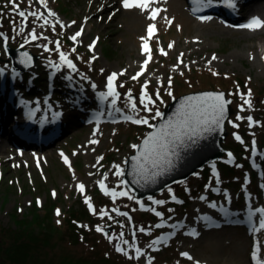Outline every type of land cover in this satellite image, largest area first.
<instances>
[{
	"label": "rangeland",
	"instance_id": "374dc122",
	"mask_svg": "<svg viewBox=\"0 0 264 264\" xmlns=\"http://www.w3.org/2000/svg\"><path fill=\"white\" fill-rule=\"evenodd\" d=\"M90 1L47 0L52 12L55 13L56 20L47 18L49 23L45 24L44 12L47 13V11L41 8L43 4L39 3V0H15L19 10L25 11L26 14L43 13V17L28 15L27 21L19 17L18 11H13L11 0H0L4 5L9 4L7 8L9 13L7 9H5L6 12L0 9L1 13L5 14V21L3 17L0 18V33H3L0 36L11 34L13 43L17 39L14 45H5L7 53L0 54V65L18 72L23 89H26L24 80L30 84L26 72L36 67H42V70L48 64H60L59 68L83 73L104 84L113 73L107 63L110 62L113 67H117L118 64L128 65L130 59L145 61L149 55L142 53L145 40L151 55V63H148L146 67L138 64L137 69H134L133 72L136 74L145 67L137 79H132L133 76L129 72L118 80L119 86L122 84L118 94L123 98L122 109L127 114L121 116V122L108 123L107 128L101 131L96 150H91V157L87 159V153L80 150L78 142L81 137L74 136L65 142H59L60 144H55L56 139L43 150L32 147L30 152L33 155L30 161L26 160V155L19 158L25 168L24 172L16 169L13 174L7 176L9 168L5 169L4 173L0 170V264H51L54 260L67 257L85 264L87 259L90 261L102 256L111 258L118 264H149L150 254L155 253L158 257L156 260L151 259V264H196L197 261H201L198 259L210 257V254L203 251L204 237L202 236L199 241L195 239L196 242L191 234L186 235L181 232L179 235L184 236L177 237L175 240L178 238L179 240L175 245L163 247L164 244L161 243L156 249L155 246L158 243L153 244V241L160 242L166 234V230L161 226L155 227L160 225L161 221V216H157L156 212L166 213V216L173 211L177 219L183 215L188 222L193 218L203 225L201 215L205 209L201 210L199 206H194V202L200 199L212 183L225 180L233 185L241 186L245 177L250 176L252 177L250 179H253V169L248 156L255 151L257 153L261 151V154H264V67L260 65L255 55L257 46L264 42V28L249 29L246 32L231 30V27L216 22V28L198 36L196 20L190 16L187 9L183 10L180 6V9L172 13H169L167 9V14L164 11V20L154 22L155 32L150 38L147 35L149 22L143 21L139 29L129 31L130 28L127 25L129 15H126L121 22L122 30L126 34L116 39L111 38L112 34L104 32L106 18L92 23L93 33L102 34L100 44L96 45L97 52H91L80 40L70 39L75 27L73 26L72 30L68 28L69 26L66 27L71 20L76 22L77 27L82 26L83 31H86L89 28L86 22L88 17L97 19L99 15H105V11L109 12L114 8L113 5H105L93 12L90 10L79 12L81 7L78 3ZM181 1L185 2V0ZM70 3L77 4L70 7ZM252 3L255 10L250 13L244 12V16L246 18L251 15L263 16L264 1L254 0ZM186 16L190 20L189 23ZM21 27L24 28L22 32ZM33 29L38 36L36 40L31 39L30 33ZM132 34L133 38H130ZM2 42L3 38L0 40V45ZM56 42H59V48ZM39 43H46V45L41 47ZM120 44H124L125 48L122 49ZM170 44L172 47H169ZM8 48L17 50L19 53L28 52L30 56H39V58L29 68L14 67ZM161 49L167 55L162 54ZM61 51L75 64V70L61 63ZM138 55L139 58H137ZM213 56L216 59H213ZM106 67L107 70L104 71ZM153 73H159V76L154 75L155 78L150 75ZM38 83L41 87L45 86L46 82L41 85L42 80H39ZM145 83H147L146 89L143 88ZM39 86L31 87L32 96L44 101L46 95L51 92L48 89L40 90ZM200 89H224L233 99L234 112L227 121L228 135L224 144L237 156L234 157L232 154L229 156L225 153L221 160H217L220 161L217 166L208 165L210 169L203 171V168L187 180L167 186L151 199H139L124 183H121L122 175H116L118 169L115 166L119 165L124 171L125 161L136 149L132 145H138L152 127L146 124L129 123L126 117L134 113L135 119L147 118L149 124L154 125L160 118L153 119L157 109L162 113L172 99L186 92ZM9 90L2 94L3 98L0 100L1 115L4 112L3 103L6 102ZM145 91L154 103L148 104L146 99L144 104L141 103ZM158 91L159 96H157ZM129 93L137 105L136 110L131 108L132 101H129ZM245 100H251L250 107ZM145 104L152 109L151 112L145 108ZM11 111L13 108L10 106ZM11 117L10 115L9 118ZM247 117H252V121H249ZM13 124L15 123L10 125L11 130ZM1 133L0 127V136H3ZM236 135H239L241 139L237 140ZM41 136L45 135L41 134ZM11 145L21 151L28 150L27 145L19 140L16 142L12 139ZM257 158L262 159L264 164L262 157ZM221 163H226L230 167L229 173L222 174ZM254 179V189H257L254 203L259 209L264 208V202L257 197L261 194L260 182L264 187V177L259 178L261 181H256V176ZM100 181L104 182L109 193L112 191L117 193L115 199L110 194H105ZM80 184L84 185L83 192L79 190ZM121 191H128L129 195H118ZM250 192L253 194L252 187ZM173 195L180 201L174 205V208H169ZM87 198H90L95 212L86 202ZM155 200H163L165 203L157 205L154 203ZM239 201L245 202L246 196L241 195ZM153 208L155 211L150 210ZM113 209H118L119 212H114ZM57 210L60 215H57ZM80 211H82L81 214ZM102 212H107L108 215L102 216ZM124 212L128 213V216L119 214ZM235 213L237 218L240 217L242 233L249 238L244 230L246 229L245 220L250 211ZM255 218L257 227L260 220L264 218L257 215ZM97 226L102 227L104 231H97ZM140 228H144L145 231H139ZM195 230L202 231L198 228ZM169 231L174 234L171 230ZM227 231L230 232V230ZM227 231H223L225 234L221 235V238L230 241L231 237L226 233ZM250 236L251 238L259 237L257 233ZM110 237L114 238L110 239ZM182 239H189L186 251L180 245L184 243ZM262 243L264 247V232ZM117 245L123 247L125 252H118ZM146 246H148L147 249ZM137 247L143 253L145 252L146 256L137 258ZM191 247L196 256L191 252ZM255 250L257 249L251 246L246 251L244 256L246 264H251L250 258ZM184 252L194 256L193 259L189 260L182 256L181 253ZM220 254L222 255V251Z\"/></svg>",
	"mask_w": 264,
	"mask_h": 264
},
{
	"label": "bare ground",
	"instance_id": "6f19581e",
	"mask_svg": "<svg viewBox=\"0 0 264 264\" xmlns=\"http://www.w3.org/2000/svg\"><path fill=\"white\" fill-rule=\"evenodd\" d=\"M238 1L240 2L241 12L250 13L255 10L252 6V1L254 0ZM75 4L77 3H70L69 6L73 7ZM78 4L81 7L79 12H84L85 10H90L91 12H93L94 10L103 8L105 5L114 6L111 11H105V15H99L97 19L92 17H88L86 19V22L89 24V28H87L86 31L84 30L82 34L77 37V40H80L81 43H84L91 52L96 51V45L100 44L102 34L100 32L96 34L93 33L94 25L92 23L102 21L104 18H106L105 22H107V24L104 28V32L106 34H112L111 38L116 39L120 35L126 34V32L122 30L121 25V22L126 15H129L127 20V25L130 28L129 31L133 32L135 29H139L143 21H146V23L149 22L150 25L155 24V21L160 22L164 20L166 9L169 13L177 11L178 9H180V6L183 8V10L187 9L186 2L183 3V1L181 0H155V2L152 3L151 8H160L161 11L156 16V19L152 20L150 19L151 8H149L147 11L135 7L124 8L122 0H91L87 3L82 2ZM262 7V9H264V6ZM41 8L47 11V13L44 12L46 18L50 20L55 19L54 16L49 15V10H51L50 3H46V5L43 4V7ZM261 18L264 19V15ZM186 19L189 23L190 20L187 18V16ZM73 22L75 21L70 20V22L66 25V27L69 26L68 28L70 30H72L73 26L75 27V29L72 30V36L75 35V33L79 32L81 28H83L82 26L80 28L77 27L76 22ZM215 23V21L207 22L206 20H196V27L199 33L198 36H202L203 33L210 31V29L216 28L217 26L215 25ZM249 29L250 28H232L231 30L248 32L247 30ZM130 38H133V34L130 35ZM96 39L97 42L94 43ZM93 44L94 46L90 48L89 46ZM120 47L122 49L125 48L124 44H120ZM257 47L258 48L255 52V55L258 58L260 65L264 67V42ZM142 53L145 54L146 52L143 51ZM139 55H141L140 52ZM139 55L137 56V58H139ZM149 63H151V61ZM138 64L144 65V61H141L139 59H130L128 65L122 66L118 64L117 67H113L112 63L110 62L107 63V65L112 68L110 69V71L118 74L116 80L114 81V87L117 93H119V88L122 85L120 84L119 86L118 80L123 78L129 72L131 76H136L137 73L135 74L133 71L134 69H137L136 67L138 66ZM41 68L42 67H36L33 70H29L26 72L29 76L30 82V84L28 85L30 87H34L36 85L39 86V80H42L41 85H43V82H46L45 86L39 87L40 90H50L52 97L54 96L49 102L50 104H52L53 109H50L49 104L44 101L42 102V109L44 112H48L51 117L53 116L56 120L54 122L53 120H51L50 122H47L45 124H42L40 120L34 121L35 126L33 128H29L28 124L31 121L29 119V116L26 113H23L22 110L24 106L31 105L30 96L23 89L19 81L18 72L0 65V100H2L3 98L2 94H4L7 90L12 89L17 90L16 101H23L19 111H16L17 114L12 115L15 117L9 118L11 114L0 117V127L2 129L1 135H3L0 136V170L2 173H4L5 169L9 168L8 173L6 174L7 176L13 174L16 169L20 172H24L25 168H23L24 166L20 162L19 158H21L22 155H26V160L30 161V157L31 155H33L32 152H30L33 148L30 146L26 147L28 150L21 151L17 147H13L11 145L12 139L16 142L17 140H19L10 128V125L12 123L16 122V124L21 126L22 129L28 132L38 131L41 134H44L46 137L49 136L52 141L57 139L55 141V144L59 142H65L69 140V138L74 136H80L81 138L78 142L80 150L85 154L87 153L86 156L88 159L89 157H91V150H96L97 148V143H91L90 141L98 142L101 137V131L107 128L108 123L121 122V116L127 114V112L122 109L123 98L120 95H118V97L116 98L115 105L111 104V100L113 99V97H108L107 100L101 99L99 94L101 92L106 93L108 91V79L107 83L105 82L106 84H102L83 73L68 71L63 68L55 69L51 64H48L42 70ZM105 70H107V67L104 69V71ZM150 75L155 77L159 76V73H153ZM93 85H95V87H93ZM5 101L8 102L6 99ZM129 116L135 119L134 113L133 115ZM129 123L136 124L132 120H129ZM58 135L60 137L57 138ZM252 155H249L248 158L253 169V179H249L248 177V182H245V180L243 179V183L241 186L235 184L233 185L232 183L227 181H215V183H212L207 191L200 196V199L194 202V206H199L201 210L205 209L201 215V221L204 226L201 224V222H197L196 219L193 218L188 222L187 220H185L183 215H180V219H177V215H175L173 211L167 213L166 216V213L162 214L160 225L166 230V234L161 238V241L158 242L155 248L157 249L158 245L161 243L164 244L163 247H170L175 245L179 238L178 240L175 239L177 237L184 236L179 235V233L184 232L186 235L191 234L194 241H196L195 239L199 241L200 239H202V236L204 237L205 245L203 247V251L210 254V257L206 255L208 258H203L204 260L198 259L201 260L200 264H222V262L224 264H246L244 259L246 251L251 246H254L256 248L257 244H259L260 246L258 249V255L261 261H264V247L262 243L264 229L253 231L246 228L244 231L249 237L246 238L242 233L240 217L237 218V214L235 213L242 212L247 209L252 210L258 217L264 218V213L257 212L256 209H248L256 206L254 200L256 198L257 189H254V177L256 176V181H261V179L259 178L264 177L263 161L262 159L257 158L258 156H260L264 159V154H261L260 151L258 153H253ZM16 157L17 159H15ZM251 187L253 188V194L250 192ZM259 189L261 191V194L257 197L262 202H264V187L261 186V182L259 185ZM241 195L246 196L245 202L239 201V197ZM201 197H204V199H201ZM179 201L180 199L178 198H176L175 200L173 199L172 204L169 208H174V205L179 203ZM213 204H215L216 206L212 207ZM197 228L202 231L198 232L197 230H195ZM256 228H259V225ZM169 230H171L174 234H171ZM227 230H230V232H228ZM223 231H227L226 233L230 235V241H225L221 238V235L225 234V232ZM253 233H257L259 237L251 238L250 234ZM188 240L189 239H182V242L184 243H180L184 251L188 249ZM147 247L148 246H146V249ZM190 249L192 250L191 252L193 253V255L196 256L192 247ZM221 251L222 255L220 254ZM144 256H146L145 252ZM150 256L153 260H156L158 257L157 253H155L154 255L150 254Z\"/></svg>",
	"mask_w": 264,
	"mask_h": 264
},
{
	"label": "snow or ice",
	"instance_id": "6c2138e0",
	"mask_svg": "<svg viewBox=\"0 0 264 264\" xmlns=\"http://www.w3.org/2000/svg\"><path fill=\"white\" fill-rule=\"evenodd\" d=\"M13 3V11H18L19 17L23 18L25 21H27L28 15H31L33 17H43V13H36V12H30L27 13L23 10H19V5L15 3V0H11ZM155 0H122L123 7L124 8H140L142 10L147 11L149 8H151L152 3H154ZM221 3L226 4L229 7L235 8L236 2L235 0H220ZM39 3L45 4L47 3V0H39ZM160 8H151L150 13V19L155 20L156 16L160 13ZM49 15L54 16L55 13L51 12L49 10ZM201 20L211 19V17L207 16H201ZM44 23H49L47 18H44ZM75 23V22H73ZM54 27V26H53ZM242 27L250 28V29H257V28H264V20H261L258 17L252 18V20L242 25ZM20 31H24V28L21 27ZM83 32V28L75 35L71 36L70 39L75 41L77 37H79ZM155 32V25L150 24L148 26V36L149 38L154 34ZM0 35H3V33H0ZM31 39L36 40L38 39V36L33 29L30 33ZM5 41H7V37H5ZM57 43V48H59V42ZM95 43V42H94ZM94 46L90 45L89 47L92 48ZM169 47H172L170 44ZM144 51L148 53V58L144 61V66L149 63L151 59L150 55V48L147 43V40H145V44L143 45ZM75 51V49H73ZM161 53L164 55H167L166 52H164L163 49H161ZM25 57H27V53L23 54ZM95 59V57H93ZM213 59H216L215 56H213ZM60 61L62 64H66L69 68L75 70V64L67 58V55L64 52H60ZM25 62H28L27 60ZM182 62V61H181ZM211 63V61H209ZM60 64H53L52 67L59 68ZM145 67L141 68V72L137 73L136 76L132 77V79H137L145 70ZM122 74V73H121ZM117 73H112L108 77V91L106 93L101 92L99 95L102 100H107L108 97H113L111 100V104H116V98L118 97V93L116 92V89L114 87V81L117 78ZM169 83H171V80H169ZM95 87V85H93ZM143 88H147V83L143 85ZM171 94V93H170ZM248 95H251V91L249 90ZM144 99L141 100V103L144 104V100L146 99L148 104L154 103V101L151 100L150 97H148L147 92L145 91L143 93ZM157 96H159V91L157 92ZM129 101H132L131 108L133 110H136L137 105L133 101V98L131 97V94L129 93ZM229 103L225 100L223 93H208L204 94L202 96H194L189 97L186 101V104L191 106V111H187L185 109V105L181 106L180 111L177 113V116L175 120H169L166 124L160 125L157 131H154L152 133H149L148 137L143 141V146L141 148L140 145H132L133 148L140 149L139 155L132 157L134 161H136V166H134L133 171L140 175L141 179H148L149 176L144 175L147 171V168L145 167L150 166L153 171L151 172V176L159 175L161 172L165 171L167 167H171L174 163V158H178L179 149L181 147H187L186 141L191 142V144H195L197 138L204 132H210L213 131L215 128H219L222 124V121L224 119V112H225V106ZM245 103L250 107L251 106V100H245ZM145 108L151 112L152 109L148 108L147 104L144 105ZM118 110V109H117ZM241 110H243V105H241ZM163 114L157 109L154 113L153 119L156 117H161ZM129 120H132L136 124H146L149 127L155 128V125L149 124V121L147 118L143 119H133L131 116L126 117ZM240 119H243V117H240ZM249 121H252V117H247ZM238 127L239 125H235ZM236 139L240 140V136L236 135ZM91 143H97V141H90ZM229 156H231V153H229ZM143 161V163H141ZM67 162V160H66ZM118 171L116 175H123V169L120 168L119 165L115 166ZM100 186L105 189V194H110L113 199L116 198L117 193L115 191L108 192L106 189L104 182L100 181ZM121 183H125V181H121ZM79 190L81 192L84 191V185L80 184ZM171 191V189H169ZM55 195V193H53ZM118 195L120 196H128V191H121ZM131 198V197H130ZM151 199V197L149 198ZM172 199H176V197L173 195ZM201 199H204V197H201ZM86 202L89 204V207L92 209L93 212H95V208L92 207L90 198L86 199ZM155 204L160 205L164 204L165 201L163 200H155ZM216 205L213 204L212 207H215ZM141 207H143V203L141 202ZM151 211H155V209H150ZM114 212H119L118 209H113ZM257 212L264 213V208H260L256 210ZM123 216H128V213H119ZM254 213H249V219H251V216ZM57 215H60L59 210H57ZM101 215H108L107 212H102ZM157 216H161L162 213L156 212ZM59 222V221H58ZM161 225H155V227H160ZM260 229H264V219L260 220L259 228L253 227V231H259ZM97 231L103 232L104 229L100 226H97ZM139 231L143 232L145 231L144 228H140ZM105 235H108L105 233ZM114 237H110L112 239ZM159 241H153V244L158 243ZM125 243H128L125 241ZM259 244H257L256 248L257 250L253 251L252 257L256 261V264H264V261H261L259 255H258V249ZM116 250L118 252H125V249L121 247L120 245L116 246ZM127 254V253H125ZM144 255L142 250L140 248H136V256L139 258L140 256ZM182 256L186 257L189 260H192L193 257L187 253H181ZM149 264H151V257H149ZM196 264H200L199 261L196 262Z\"/></svg>",
	"mask_w": 264,
	"mask_h": 264
},
{
	"label": "water",
	"instance_id": "95a60500",
	"mask_svg": "<svg viewBox=\"0 0 264 264\" xmlns=\"http://www.w3.org/2000/svg\"><path fill=\"white\" fill-rule=\"evenodd\" d=\"M8 51L12 63L16 67L23 69L31 67L39 58V56H30L28 52H25L27 53V57H25L23 52L19 53L11 48H8ZM26 60L28 62H25ZM208 93H223L225 100L229 102L225 106L222 124L213 131L202 133L195 144L186 141L188 146L179 149L178 158H174V163L171 167H167L165 171L153 177L151 176L153 169L146 165L147 171L143 174L149 176V178L145 180L141 179L140 175L133 171L136 161L132 157L139 155L140 149L136 148V151L128 157L122 180L125 181L124 184L127 188L138 198L143 199L154 196L162 192L167 186L187 180L204 168L205 165L221 158L227 152L224 147V142L228 135L226 123L234 110L232 108V98L228 97L224 90H200L175 98L165 106L162 112L163 115L155 123L156 127L150 130L138 145L142 148L143 141L148 137L149 133L157 131L160 125L166 124L169 120H175L182 105H185L187 111H191V106L186 104L189 97L202 96Z\"/></svg>",
	"mask_w": 264,
	"mask_h": 264
},
{
	"label": "trees",
	"instance_id": "16d2710c",
	"mask_svg": "<svg viewBox=\"0 0 264 264\" xmlns=\"http://www.w3.org/2000/svg\"><path fill=\"white\" fill-rule=\"evenodd\" d=\"M6 5V6H5ZM4 3H1L0 2V9H3L4 12H6L5 9L8 8L9 4H5ZM9 10L7 9V13ZM5 14H2L1 11H0V18L3 17V21H5V18H4ZM9 38V42L11 45H14V43L17 41V39L14 40V43L11 42L12 41V37H11V34L8 35ZM2 39V37L0 36V40ZM1 46H0V50H1ZM223 169L226 173H229L230 172V167L226 164L223 165ZM80 214L82 213V211L79 212ZM99 257V256H98ZM89 259L86 260L85 264H118L116 261H112L113 259L111 258H108V257H105V256H102V257H99L97 259H92L90 261H88ZM41 264V263H40ZM44 264V263H42ZM51 264H80V261H77V260H74L73 258L71 257H67V258H62V259H58V260H54L53 263Z\"/></svg>",
	"mask_w": 264,
	"mask_h": 264
}]
</instances>
